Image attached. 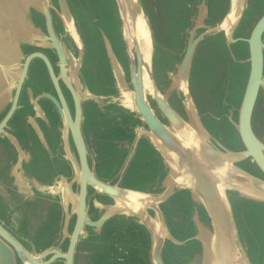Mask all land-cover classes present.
Segmentation results:
<instances>
[{
    "label": "water",
    "instance_id": "95a60500",
    "mask_svg": "<svg viewBox=\"0 0 264 264\" xmlns=\"http://www.w3.org/2000/svg\"><path fill=\"white\" fill-rule=\"evenodd\" d=\"M252 2L218 20L203 5L182 17L188 1L0 0V264H264V12L240 29ZM207 40L249 66L236 95L211 85ZM197 59L214 65L199 89Z\"/></svg>",
    "mask_w": 264,
    "mask_h": 264
},
{
    "label": "rangeland",
    "instance_id": "374dc122",
    "mask_svg": "<svg viewBox=\"0 0 264 264\" xmlns=\"http://www.w3.org/2000/svg\"><path fill=\"white\" fill-rule=\"evenodd\" d=\"M167 1V0H165ZM183 1H188L189 3H186L183 7L182 10V17L186 14V8H188L187 5H190V8L195 9V11L198 10L199 6H204L206 9L211 8V6L213 7V11L215 13V15L218 17V20H222L225 17L228 16V8L227 6H229L228 4V0H172L173 4L177 6V8H181L182 7V2ZM254 5V6H253ZM170 6V3L166 4V7ZM253 6V7H252ZM210 7V8H208ZM252 10L255 13H259L262 9V2L260 0H253L252 4H251ZM227 8V9H226ZM174 20L176 18H173ZM178 23H181V27L180 29L184 26V24H186V20L181 21V19L177 20ZM40 23H42V20L40 19ZM108 25V32H109V36H111V38L113 40H118L119 36H120V29H119V24L116 20L112 21H108L106 22ZM246 27H248V24L245 25ZM106 29V28H105ZM246 33V32H245ZM243 33V34H245ZM167 36V35H166ZM208 42V43H207ZM204 44H208L205 48V56H209L214 57V63H216L217 65H221V68H223V71L226 70V66L224 63L225 60H227L229 58V62L233 59L229 54L225 53L223 50V48L220 47L221 44H219V42H209L208 40L204 42ZM220 50V51H219ZM209 52L212 53L213 55H209ZM179 54H181V52H179ZM122 55V53H121ZM161 55V53L159 52L158 56H157V62H159V60L161 59V57H159ZM232 56H234L237 60H243L246 59L247 54L244 53V51L240 48L237 47L235 48L234 52L232 51ZM196 64L194 65V76H193V80H194V85L197 89H199L200 86H205L206 83V79H208V73H205V69H213L214 65L212 63H209V65H207L206 60L203 59L198 63V59L195 60ZM198 63V64H197ZM240 72L237 71V75ZM215 79V77H212ZM239 82V79H238ZM207 84V83H206ZM235 82L234 83H229L227 84V82H224V76L221 73H218L217 75V79H216V83L211 82V85L213 86H221L223 85V89L225 91H227V89H229V92L232 94H235V92L233 93V87H235ZM211 85L208 84V87H210ZM239 85V83L237 84ZM236 95V94H235ZM202 104H206V100H201ZM208 104V103H207ZM89 119V116H88ZM223 125V126H222ZM219 126V129H223L227 132H229L228 127L226 126V123L223 121V124ZM218 128V127H217ZM257 130V129H256ZM257 132L259 133V130H257ZM127 184V181L125 182Z\"/></svg>",
    "mask_w": 264,
    "mask_h": 264
},
{
    "label": "flooded vegetation",
    "instance_id": "af4514ba",
    "mask_svg": "<svg viewBox=\"0 0 264 264\" xmlns=\"http://www.w3.org/2000/svg\"><path fill=\"white\" fill-rule=\"evenodd\" d=\"M260 1L262 2V9L259 13L264 12V0H260ZM259 13H255L253 10L249 11L247 14V17L244 18L243 22L241 23L240 29H242L243 26L248 24V28L246 30L249 33L251 28H252V25H254L255 21L258 19ZM243 36H244V34L240 30L239 37L242 38ZM246 36H248V35H246ZM238 47H240L242 50L244 49L243 44H239ZM243 51H244V53H246L245 50H243ZM227 60L229 61V58ZM221 69H222L221 70L222 75H224V76L227 75V73H229V70H230L231 76H233L234 74L237 75V71L240 72L239 74L242 73L241 68H237V71L233 74V69H235V68L232 66L229 68H226V70H224V71H223V68H221ZM246 71L248 74L249 73V66H247ZM205 72L206 73L208 72L207 68L205 69ZM207 80L208 79H206V83H207ZM230 83H232V82H230ZM256 129L259 130V133L257 132ZM254 130H255L256 134L259 136V138L264 140V90L260 91V95H259V99H258V103H257V108H256L255 113H254Z\"/></svg>",
    "mask_w": 264,
    "mask_h": 264
},
{
    "label": "crops",
    "instance_id": "0c3cea01",
    "mask_svg": "<svg viewBox=\"0 0 264 264\" xmlns=\"http://www.w3.org/2000/svg\"><path fill=\"white\" fill-rule=\"evenodd\" d=\"M1 95H2V92L0 91V97H1ZM12 168L10 169L11 175L14 176V185L19 187L18 188L19 192L22 193L25 197L32 195L33 191H32V186H31L30 182L27 179L22 178L24 175L19 170V169H21V163H19L18 165L14 166ZM49 199L53 201L55 208H56V203H57L59 197L52 196V197H49ZM49 217L51 219H53L51 226L54 229L58 228L59 226H62V222H61L62 217L57 213V211H56V213H49Z\"/></svg>",
    "mask_w": 264,
    "mask_h": 264
},
{
    "label": "trees",
    "instance_id": "16d2710c",
    "mask_svg": "<svg viewBox=\"0 0 264 264\" xmlns=\"http://www.w3.org/2000/svg\"><path fill=\"white\" fill-rule=\"evenodd\" d=\"M231 66L235 68V69H233V74L237 71V68H241V71H242V73L240 75H235V74L233 75L232 74L233 76H231V73H230V70H229V74L231 76V80L234 81V82H238V79H239L238 83H240V79H241V82H242L247 77V71H246L247 65H242V64H239V63L231 60L229 62V64H228L227 68H229Z\"/></svg>",
    "mask_w": 264,
    "mask_h": 264
}]
</instances>
